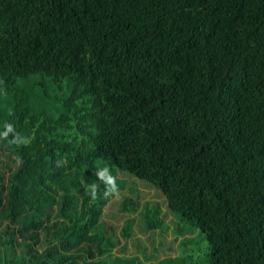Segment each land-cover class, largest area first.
Wrapping results in <instances>:
<instances>
[{"label":"trees","instance_id":"1","mask_svg":"<svg viewBox=\"0 0 264 264\" xmlns=\"http://www.w3.org/2000/svg\"><path fill=\"white\" fill-rule=\"evenodd\" d=\"M6 122L35 138L0 139V264H193L159 206L103 219L105 165L159 190L207 264H264V0H0ZM140 215L177 255L127 233Z\"/></svg>","mask_w":264,"mask_h":264},{"label":"rangeland","instance_id":"2","mask_svg":"<svg viewBox=\"0 0 264 264\" xmlns=\"http://www.w3.org/2000/svg\"><path fill=\"white\" fill-rule=\"evenodd\" d=\"M118 179H121V182H117L121 189V195L116 196L111 203L104 208L102 214L103 219H108L113 223H116L119 227L123 219L127 217H132L135 215L134 212H129L121 209L122 205L120 203V197H131L133 200L140 203L142 209L146 204H149L151 207L159 206L162 210V215L167 214V222L172 221V225L176 229H180L183 234L190 236L191 250L194 251V261L193 264H207V253H208V244L204 240L202 233L199 230H195L188 223L182 221L180 216L168 209L167 202L163 194L157 190L155 187L151 186L149 183L139 180L131 176L127 172H121V175H117ZM132 215V216H131ZM140 217L135 219L133 230L131 231L128 228L127 233H131L133 239L139 241L141 246H145L148 250L150 248H155L159 245L160 251L156 254V258H162L166 255H177L179 243L184 240V236L171 234L174 231L173 228L168 230V234L165 237L163 235L164 228L159 226L158 229L146 230L147 225L143 222V219ZM118 227V228H119ZM122 241L124 239H121ZM173 248H169V245ZM177 245V246H176ZM140 248V246H139ZM158 249V247H156ZM150 251V250H148ZM114 254H122L118 247L112 249ZM124 253L128 255L136 254L135 247L132 245V240L127 241L124 245ZM154 255V253H153ZM121 261L130 263L131 258L125 257L121 258Z\"/></svg>","mask_w":264,"mask_h":264},{"label":"clouds","instance_id":"3","mask_svg":"<svg viewBox=\"0 0 264 264\" xmlns=\"http://www.w3.org/2000/svg\"><path fill=\"white\" fill-rule=\"evenodd\" d=\"M12 134L11 142L17 146H28L35 138L34 133L30 135H21L15 131L12 123L6 122L4 130L0 132V139H9V134ZM97 177L96 183H91L87 186V193L92 201L100 199V185H103V198L107 199L110 196H118L120 187L117 184V177L112 174V168L108 165L97 167L94 172Z\"/></svg>","mask_w":264,"mask_h":264}]
</instances>
